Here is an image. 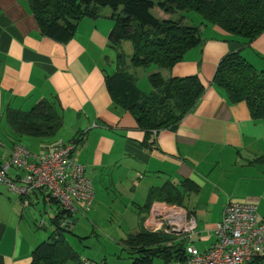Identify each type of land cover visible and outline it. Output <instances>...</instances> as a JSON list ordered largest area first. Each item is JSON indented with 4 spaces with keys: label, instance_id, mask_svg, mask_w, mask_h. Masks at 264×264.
I'll return each instance as SVG.
<instances>
[{
    "label": "crops",
    "instance_id": "crops-1",
    "mask_svg": "<svg viewBox=\"0 0 264 264\" xmlns=\"http://www.w3.org/2000/svg\"><path fill=\"white\" fill-rule=\"evenodd\" d=\"M111 15L104 8L95 20L81 19L72 38L62 43L41 33L27 0H0V164L8 160L14 145L39 154L57 144H72V158L84 166L95 191L114 188L129 193V211L134 216L129 234L119 241L121 252L85 255L88 259L79 257L81 263L136 264V252L125 240L141 231L151 232L156 224L153 212L166 208H180L195 220L196 229L184 245L204 252L216 242L215 227L228 201L255 205L264 218V118H253L245 102L231 103L213 83L216 67L227 53H239L255 70L264 72V33L246 42L203 24L202 43L188 50L171 70L133 66L132 44L125 40L126 48L121 41L108 75L96 54L110 60L106 53L112 47ZM156 72L164 79L196 75L205 90L174 127L146 132L131 111L116 102L114 90L128 77L139 91L138 82L146 81L144 94H151L148 77ZM54 99L62 116L58 133L66 129L69 139L57 133L13 142L7 112L26 113L40 101ZM8 173L17 175L14 169ZM39 197L52 212L54 204L45 192L23 200L0 185V264H30L36 246L56 234L55 205L53 216L47 213L49 222L30 209ZM78 216L60 222L66 238L73 234ZM50 226L51 234L40 242L37 230ZM155 259L162 263L153 258L151 264ZM253 264H264V255Z\"/></svg>",
    "mask_w": 264,
    "mask_h": 264
},
{
    "label": "trees",
    "instance_id": "trees-1",
    "mask_svg": "<svg viewBox=\"0 0 264 264\" xmlns=\"http://www.w3.org/2000/svg\"><path fill=\"white\" fill-rule=\"evenodd\" d=\"M41 33L58 42L70 40L78 22L97 18L102 8L111 10L114 22L109 43L116 47L122 40L132 44L131 63L135 67L171 70L184 54L200 45V27L186 26L182 20H158L151 11L157 7L165 14L198 15L202 24L219 27L228 35L252 41L264 33V0H27ZM183 17V16H182ZM119 55L118 60L122 61ZM148 80L153 93L139 91L125 77L114 90L116 102L123 103L146 132L174 127L201 98L205 88L196 75L164 79L160 72ZM213 83L231 103L245 102L253 118H264V72L255 70L239 53H227L219 61ZM57 100H42L29 112L6 114L13 142L21 137H54L62 126ZM53 224L56 234L39 243L30 264H82L70 246L60 222L72 215L57 201ZM154 199V198H153ZM137 255L136 264H151L153 258L163 264H181L187 260L183 240L173 234L141 231L124 242Z\"/></svg>",
    "mask_w": 264,
    "mask_h": 264
},
{
    "label": "built area",
    "instance_id": "built-area-1",
    "mask_svg": "<svg viewBox=\"0 0 264 264\" xmlns=\"http://www.w3.org/2000/svg\"><path fill=\"white\" fill-rule=\"evenodd\" d=\"M73 149L72 144H57L35 154L14 145L8 160L0 164V185L23 200L43 191L72 216H85L91 208L93 188L84 166L73 160ZM9 169L17 175L11 176ZM152 220L156 224L151 232L173 234L178 240L189 238L196 229L195 220L180 208L155 210ZM215 235L216 242L204 252L186 246L188 258L181 264H253L264 255V218L255 205L228 201Z\"/></svg>",
    "mask_w": 264,
    "mask_h": 264
},
{
    "label": "rangeland",
    "instance_id": "rangeland-1",
    "mask_svg": "<svg viewBox=\"0 0 264 264\" xmlns=\"http://www.w3.org/2000/svg\"><path fill=\"white\" fill-rule=\"evenodd\" d=\"M150 1L158 3L161 0ZM151 14L158 20H182L183 24L186 26L201 27L203 25L198 15L190 12H187L186 16L183 15L182 17L181 15L179 18L175 14L164 18V15L166 14L163 11H160L157 7H154L151 11ZM90 19L95 20L93 18ZM201 35H203L202 37L206 35L204 29ZM122 41L126 42L124 47L129 48V43L125 40ZM119 44L116 45L115 51L112 48L113 46L111 47L112 49L110 48V50L107 51L109 54L106 53V55H108L110 60L105 59L104 56L100 59V57L96 54L97 61L101 64V67H104V69L108 72V75L111 74L113 69V63H110L111 59L115 57V52L121 51L122 49ZM125 71L127 72L128 69H125ZM137 87L141 89L140 91L142 93L147 92L146 81L140 80L137 84ZM58 134L63 139H69L67 138L69 136L66 129H63V131ZM114 191L115 189L112 188L105 190V192L98 193L93 188V204L91 206L92 208L89 210L90 214L88 213L89 215L86 217L78 214V217L81 216V218L77 219L73 234L67 235L72 247L78 252L80 259H83V257L88 259L85 255L103 257L114 252L117 254L118 252H121L119 241L126 238L127 234H129V220H131V217L134 215L131 213L132 211H129V193L118 192V194L115 191L117 193L116 195ZM32 203L34 204L33 206H30L32 213H36V217H40V215L46 217L47 222H49L48 217L50 215L51 217L53 216L55 206L53 205V210L51 212L49 209V203H44L42 197H39L38 202L33 201ZM49 212L51 213L47 217V213ZM51 231V226L49 228L37 230L38 236L41 238L40 242L45 240L51 234ZM192 241L194 242V240ZM121 254L124 256V253ZM153 264H163V262L159 263V261L155 259Z\"/></svg>",
    "mask_w": 264,
    "mask_h": 264
}]
</instances>
